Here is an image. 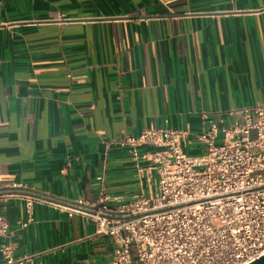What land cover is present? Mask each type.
Returning a JSON list of instances; mask_svg holds the SVG:
<instances>
[{
    "label": "crops",
    "instance_id": "0c3cea01",
    "mask_svg": "<svg viewBox=\"0 0 264 264\" xmlns=\"http://www.w3.org/2000/svg\"><path fill=\"white\" fill-rule=\"evenodd\" d=\"M261 104L264 0H0V189L85 204L105 190L113 205L133 202L147 192L148 165L140 171L117 141L148 128L201 133ZM2 211L10 235L0 246L16 258H113L82 215L38 204L22 228V204Z\"/></svg>",
    "mask_w": 264,
    "mask_h": 264
},
{
    "label": "built area",
    "instance_id": "2783aa9c",
    "mask_svg": "<svg viewBox=\"0 0 264 264\" xmlns=\"http://www.w3.org/2000/svg\"><path fill=\"white\" fill-rule=\"evenodd\" d=\"M231 122L207 130L148 128L117 144L136 166L148 165L147 192L133 202L111 204L105 190L95 203L69 202L24 185L0 189V240L10 235L2 207L24 206L22 228L35 222L38 204L69 217L82 215L110 240L108 264H252L264 257V104L234 109ZM142 148L150 149L141 153ZM198 150L196 154L192 151ZM3 264H35L16 258L3 243Z\"/></svg>",
    "mask_w": 264,
    "mask_h": 264
},
{
    "label": "water",
    "instance_id": "95a60500",
    "mask_svg": "<svg viewBox=\"0 0 264 264\" xmlns=\"http://www.w3.org/2000/svg\"><path fill=\"white\" fill-rule=\"evenodd\" d=\"M252 264H264V257H262L261 259H259L258 261L254 262Z\"/></svg>",
    "mask_w": 264,
    "mask_h": 264
}]
</instances>
